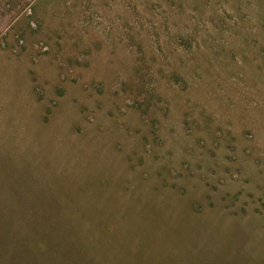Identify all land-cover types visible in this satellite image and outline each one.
Masks as SVG:
<instances>
[{
  "label": "rangeland",
  "instance_id": "374dc122",
  "mask_svg": "<svg viewBox=\"0 0 264 264\" xmlns=\"http://www.w3.org/2000/svg\"><path fill=\"white\" fill-rule=\"evenodd\" d=\"M0 216V264H264V0H0Z\"/></svg>",
  "mask_w": 264,
  "mask_h": 264
},
{
  "label": "trees",
  "instance_id": "16d2710c",
  "mask_svg": "<svg viewBox=\"0 0 264 264\" xmlns=\"http://www.w3.org/2000/svg\"><path fill=\"white\" fill-rule=\"evenodd\" d=\"M26 196L27 195H22L19 197L28 199ZM48 204H50V206ZM48 204L47 202L45 203V214L48 213L47 215H45V217H49V219H56V220H59L60 218L63 220H67V221L70 220V218L67 217V211H65L62 205L58 204V201H51V203H48ZM56 224L60 226L59 223L56 222ZM3 227L4 225L0 223V249H9V251L6 250V253H9L11 250H14V249L15 250H27V249L31 250L32 248L35 247V246H32L33 244L31 243L32 240L30 237V233H25L22 230H17V231H15L14 229L9 230ZM67 233H69V236L71 239L72 238L74 239V237H72V234L70 232H66L65 234ZM38 237L40 241L45 242V235L42 238L41 236H38ZM48 241L50 242V246L52 249H55L60 244L59 241L53 239L52 236L48 237ZM24 248H27V249H24Z\"/></svg>",
  "mask_w": 264,
  "mask_h": 264
}]
</instances>
